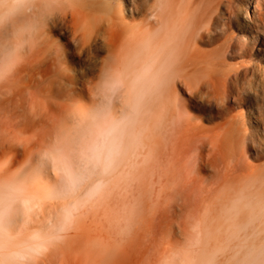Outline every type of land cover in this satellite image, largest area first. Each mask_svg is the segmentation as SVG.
Instances as JSON below:
<instances>
[{"label":"clouds","instance_id":"clouds-1","mask_svg":"<svg viewBox=\"0 0 264 264\" xmlns=\"http://www.w3.org/2000/svg\"><path fill=\"white\" fill-rule=\"evenodd\" d=\"M137 2L128 19L122 0H0V264H48L72 237L94 264H264V141L253 162L233 137L227 164L199 171L205 138L173 92L204 72L187 67L193 20ZM70 19L119 29L85 96L52 35ZM36 72L38 118L21 93ZM9 118L39 130L16 141Z\"/></svg>","mask_w":264,"mask_h":264},{"label":"rangeland","instance_id":"rangeland-1","mask_svg":"<svg viewBox=\"0 0 264 264\" xmlns=\"http://www.w3.org/2000/svg\"><path fill=\"white\" fill-rule=\"evenodd\" d=\"M178 4L180 11L190 16L194 24L187 67H203L204 72L195 79H178L173 85L174 95L201 131L225 129L233 121L238 129L228 140L237 136L242 142L241 136L246 135L242 146H246L248 158L256 162L257 145L264 141V0H178ZM137 8V0H122L126 18L137 17ZM114 29L110 26L92 28L76 19L52 28V35L62 46L64 60L72 70L70 83L77 95H86L85 80L90 75L88 58L103 53L106 36L112 40L118 37L119 31ZM216 33L219 35L210 40L209 36ZM41 80L39 72L28 74L21 89L28 110L37 118L48 107L35 92ZM196 89L198 91L194 92ZM222 89L224 94L219 93ZM229 118L232 120L228 123ZM2 130L8 131L16 141H23L38 132L39 123L9 118ZM208 149L205 147L202 151L206 159ZM206 159L199 166V171L205 175L213 167ZM101 228V220L93 218L84 226V232ZM48 264H94V261L81 246L79 237H72L63 249L48 257Z\"/></svg>","mask_w":264,"mask_h":264},{"label":"bare ground","instance_id":"bare-ground-1","mask_svg":"<svg viewBox=\"0 0 264 264\" xmlns=\"http://www.w3.org/2000/svg\"><path fill=\"white\" fill-rule=\"evenodd\" d=\"M137 14H139V12H138V8L136 9V11H135ZM110 27H112V28H115L116 30H118L119 31V29H118V27H117V25H115V24H112ZM114 29V30H115ZM118 31H115V32H118ZM219 34H214V35H210L209 36V39L211 40V39H215L217 36H218ZM194 51H196V50H194ZM192 54V53H191ZM194 54V53H193ZM192 54V55H193ZM195 54H196V52H195ZM197 55V54H196ZM190 60V59H189ZM190 65V64H189ZM183 78V77H182ZM187 79V78H186ZM183 80H184V78H183ZM184 82H186V81H184ZM190 81L188 80V82L187 83H189ZM198 85V83H195V85ZM194 85V84H193ZM192 85V86H193ZM194 85V86H195ZM200 85V84H199ZM190 86V85H189ZM194 86H193V88H194ZM225 86V85H224ZM196 87V86H195ZM193 88H191V90L193 89ZM196 88H198V87H196ZM224 89V88H223ZM219 90V93L220 92H224V90ZM233 89V88H232ZM229 90H230V88H229ZM228 90V91H229ZM193 91V90H192ZM191 91V92H192ZM196 91H198L197 89L194 91V92H196ZM215 91V90H214ZM222 92V93H223ZM199 93V92H198ZM221 93V94H222ZM202 94V93H201ZM220 94V95H221ZM224 94V93H223ZM222 94V95H223ZM225 94H226V92H225ZM213 95V94H212ZM228 95V94H227ZM198 96H199V94H198ZM202 96V95H201ZM201 96H199V97H201ZM209 96H211V95H209ZM209 96H208V98H209ZM219 96V95H218ZM226 96V95H225ZM229 96V95H228ZM213 97V96H212ZM227 97V96H226ZM202 98V97H201ZM204 98L206 99L207 98V96L205 97L204 96ZM214 99V98H213ZM226 99H229V97L228 98H226ZM210 100V99H209ZM221 100V99H220ZM208 101V100H207ZM212 101V100H211ZM237 101H239V100H237ZM233 118V117H232ZM232 118L230 119H228L229 121H228V123L232 120ZM234 119V118H233ZM263 119V118H262ZM235 121V120H234ZM238 125H241V124H238ZM238 126H235L234 125V123H233V121L232 122H230L229 123V125L227 126V128H220V129H215L214 128V130H212V131H201V133H202V135L204 136V138H205V140H204V146H203V148L201 149V151H200V154H199V166H200V163H204L205 162V159H206V157H204V155L202 154V151L203 150H205V147H206V149H207V147H209V153L207 154L206 153V155L208 156V160H209V163L210 164H212V166L213 167H215V166H221V165H226L227 164V158H226V152H227V147L229 146V143H227V140H228V138L229 137H232L231 136V134L232 133H234V132H236V130L238 129L237 128ZM240 127V126H239ZM222 129H224V130H222ZM240 129V128H239ZM240 131V130H239ZM241 135H242V133H240ZM233 135V134H232ZM235 135H236V133H235ZM240 135V136H241ZM244 135V134H243ZM246 135H244V136H241L242 138V145H244L245 143H246V137H245ZM234 137V136H233ZM237 137V136H236ZM249 137H250V135H249ZM248 138V137H247ZM240 140V139H239ZM228 142H229V140H228ZM226 143H227V145H226ZM206 159V160H207Z\"/></svg>","mask_w":264,"mask_h":264}]
</instances>
